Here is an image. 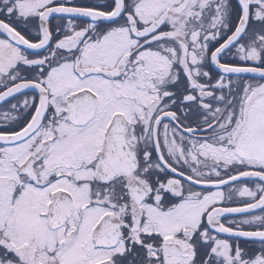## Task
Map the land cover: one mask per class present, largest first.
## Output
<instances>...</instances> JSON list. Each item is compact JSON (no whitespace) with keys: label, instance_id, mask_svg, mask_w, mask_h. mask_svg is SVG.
Returning a JSON list of instances; mask_svg holds the SVG:
<instances>
[{"label":"snow or ice","instance_id":"1","mask_svg":"<svg viewBox=\"0 0 264 264\" xmlns=\"http://www.w3.org/2000/svg\"><path fill=\"white\" fill-rule=\"evenodd\" d=\"M0 264H264V0H0Z\"/></svg>","mask_w":264,"mask_h":264}]
</instances>
